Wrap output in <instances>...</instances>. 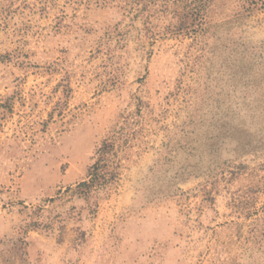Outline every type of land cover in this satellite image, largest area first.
I'll return each instance as SVG.
<instances>
[{
    "label": "rangeland",
    "instance_id": "rangeland-1",
    "mask_svg": "<svg viewBox=\"0 0 264 264\" xmlns=\"http://www.w3.org/2000/svg\"><path fill=\"white\" fill-rule=\"evenodd\" d=\"M0 264H264V0H0Z\"/></svg>",
    "mask_w": 264,
    "mask_h": 264
}]
</instances>
